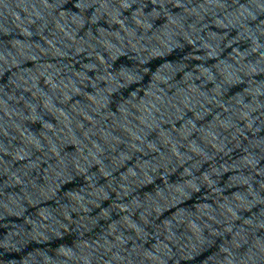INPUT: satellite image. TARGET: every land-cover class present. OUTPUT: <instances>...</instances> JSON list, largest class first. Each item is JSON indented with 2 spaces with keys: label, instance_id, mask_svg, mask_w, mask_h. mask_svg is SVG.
Wrapping results in <instances>:
<instances>
[{
  "label": "water",
  "instance_id": "1",
  "mask_svg": "<svg viewBox=\"0 0 264 264\" xmlns=\"http://www.w3.org/2000/svg\"><path fill=\"white\" fill-rule=\"evenodd\" d=\"M0 264H264V0H0Z\"/></svg>",
  "mask_w": 264,
  "mask_h": 264
}]
</instances>
